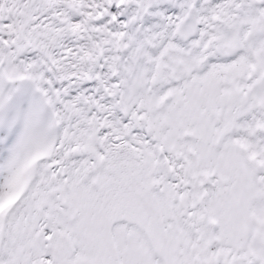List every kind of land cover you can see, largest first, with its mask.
Instances as JSON below:
<instances>
[{
  "label": "snow or ice",
  "instance_id": "1",
  "mask_svg": "<svg viewBox=\"0 0 264 264\" xmlns=\"http://www.w3.org/2000/svg\"><path fill=\"white\" fill-rule=\"evenodd\" d=\"M0 264H264V0H0Z\"/></svg>",
  "mask_w": 264,
  "mask_h": 264
}]
</instances>
